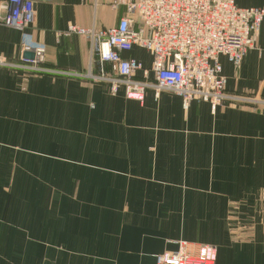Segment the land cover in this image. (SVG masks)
<instances>
[{
    "label": "crops",
    "instance_id": "1",
    "mask_svg": "<svg viewBox=\"0 0 264 264\" xmlns=\"http://www.w3.org/2000/svg\"><path fill=\"white\" fill-rule=\"evenodd\" d=\"M31 1L32 26H0V56L19 62L23 43L35 42L48 67L97 72L89 40L64 33L116 25L124 0ZM123 56L151 63L138 47ZM219 60L228 92L264 97V24L238 69ZM71 138L76 148H61ZM47 155L75 156L44 169L70 171L77 194H64L54 210L58 200H43L46 211L36 206L37 181L27 193L22 180L36 177L38 156ZM10 170L18 173L6 180ZM262 223L264 110L184 106L151 89L138 102L122 90L111 95L105 83L0 67V264H155V254L176 250L179 240L214 246L215 264H264Z\"/></svg>",
    "mask_w": 264,
    "mask_h": 264
},
{
    "label": "built area",
    "instance_id": "2",
    "mask_svg": "<svg viewBox=\"0 0 264 264\" xmlns=\"http://www.w3.org/2000/svg\"><path fill=\"white\" fill-rule=\"evenodd\" d=\"M124 15L104 27L69 26L64 35L77 34L90 42V60L99 69L84 72L60 70L45 63L41 43H23L33 58L14 62L0 56V67L27 74H53L105 83L111 95L120 90L126 99L142 102L151 89L155 95L169 91L184 106L192 101L217 105L244 104L264 110V97L227 93L220 57L238 69L245 54L255 48L264 24V7L240 8L234 0H124ZM36 21L31 0H0V26L24 32ZM133 47L151 56L149 68L123 53ZM107 68V69H106ZM155 264H215L214 246L194 249L179 240L173 251L155 254Z\"/></svg>",
    "mask_w": 264,
    "mask_h": 264
},
{
    "label": "rangeland",
    "instance_id": "3",
    "mask_svg": "<svg viewBox=\"0 0 264 264\" xmlns=\"http://www.w3.org/2000/svg\"><path fill=\"white\" fill-rule=\"evenodd\" d=\"M80 73H84V72H80ZM27 75H30V74H27ZM226 91H227V93H230V92H228V90H226ZM246 96H248V95H246ZM260 97H262V96H260ZM61 146H64L61 148H66V149H68V151L71 152L77 146V139L71 138V139H69L68 143H63ZM66 156L47 155V157H49V159L45 158L46 156L45 157L44 156H38V160H37L38 161L37 162L38 172L36 173V177L34 176L33 179H27V181L22 180L23 182L26 183L25 186H22V191H25V192L27 191V193L31 188L36 187L32 184V180L37 181V183H38L37 192H36V196H37V205L36 206H37V208L39 206L43 205L44 209L47 211L48 210L47 205L49 203L44 202L42 204L43 200H47V199L52 200V201L58 200L59 201L58 203H56V204L53 203L54 206L52 205V203H50V205H51L50 210H54V209H56V207L58 205L59 206L61 205L60 204V200H61L60 198H62V196H65L64 194H68V193H71L74 195L77 194L76 188L74 189V192H72L71 185H68V180L70 179L68 177V175L70 174V171L62 170L61 165H57L54 170L52 169L50 171H47L44 169V167H46L45 164H47L48 162L61 164V163L65 162L64 159H67L68 162H70L69 164H73V163L77 162L76 159L73 158L75 156H72V157H68V155H66ZM23 163H25V160H22V164ZM14 173L16 175V173H18V172L13 171V170H10V172L7 171L5 173V179L6 180L11 179V177L13 176ZM50 179L53 180L54 184H50V182H49ZM55 184H57V186H55ZM8 189H9V186H6V190H8ZM62 204H64V203H62ZM58 208H65V207L63 206V207H58ZM48 216H52V215L48 214ZM244 227L246 229H250L252 226L244 224ZM262 227H263V231H264V223H262ZM198 245H200V244H195L194 247H197ZM207 245H209V244H207ZM190 246L193 247L192 244H190Z\"/></svg>",
    "mask_w": 264,
    "mask_h": 264
},
{
    "label": "water",
    "instance_id": "4",
    "mask_svg": "<svg viewBox=\"0 0 264 264\" xmlns=\"http://www.w3.org/2000/svg\"><path fill=\"white\" fill-rule=\"evenodd\" d=\"M23 57H24V58L31 59V58H33V53L30 52V51H25V52L23 53Z\"/></svg>",
    "mask_w": 264,
    "mask_h": 264
}]
</instances>
